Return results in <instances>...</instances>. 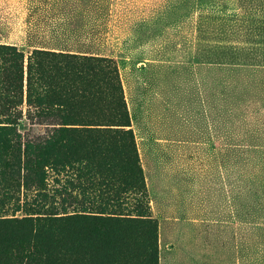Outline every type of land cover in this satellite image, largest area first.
<instances>
[{"label":"rangeland","instance_id":"1","mask_svg":"<svg viewBox=\"0 0 264 264\" xmlns=\"http://www.w3.org/2000/svg\"><path fill=\"white\" fill-rule=\"evenodd\" d=\"M193 12L189 0H0V44L26 57L34 50L100 56L118 70L113 113L121 94L146 198L115 201L104 188L100 179L109 174L98 170L111 161L98 160L102 136L67 137L89 143L85 164L61 174L46 168L45 204L83 216L74 231L78 264H146L138 242L147 240V225L92 224L97 213L135 215L142 205L156 225V264H264V70L242 68L240 59L221 64L236 68L196 66ZM82 67L89 94L101 73L91 63ZM218 84L251 100L229 102ZM85 105L99 109L95 99ZM19 110L21 143L51 136V127L27 119L26 100ZM29 195L20 193L24 201Z\"/></svg>","mask_w":264,"mask_h":264},{"label":"trees","instance_id":"2","mask_svg":"<svg viewBox=\"0 0 264 264\" xmlns=\"http://www.w3.org/2000/svg\"><path fill=\"white\" fill-rule=\"evenodd\" d=\"M84 63H91L101 73L97 88L92 91L91 87L89 94L84 88ZM220 84L215 90L225 94L229 102L251 100L250 94H229L230 87ZM113 87L121 89L111 59L44 50H34L26 57L16 46L0 44V264H78L79 237L74 231L83 216L78 212L61 214L45 204L50 199L46 168L61 174L65 169L79 171L85 164L83 149L89 143H67V137L102 136L96 150L98 160L111 161L109 167L98 170L100 176L109 174L108 180L100 179L104 188L112 189L115 201L142 203L146 198L135 138L132 130L125 129L130 122L124 98L117 94L118 111L113 113ZM90 99L98 104L96 112L85 105ZM25 100L30 109L27 119L46 129L51 127V136L39 139V144L31 140L21 143V136L14 132L23 119L19 109ZM107 105L111 108L106 109ZM93 126L98 129L90 128ZM21 191L30 194L27 200L21 199ZM138 209L135 215L121 214L120 210L97 213L100 217L94 216L92 224L147 225V240L138 243L147 248L146 264H156V225L144 205ZM119 245L123 243L119 241Z\"/></svg>","mask_w":264,"mask_h":264},{"label":"crops","instance_id":"3","mask_svg":"<svg viewBox=\"0 0 264 264\" xmlns=\"http://www.w3.org/2000/svg\"><path fill=\"white\" fill-rule=\"evenodd\" d=\"M193 3V63L264 68V0H189Z\"/></svg>","mask_w":264,"mask_h":264}]
</instances>
